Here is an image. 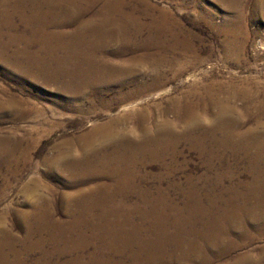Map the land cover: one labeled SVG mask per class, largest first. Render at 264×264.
Masks as SVG:
<instances>
[{
	"label": "rangeland",
	"instance_id": "rangeland-1",
	"mask_svg": "<svg viewBox=\"0 0 264 264\" xmlns=\"http://www.w3.org/2000/svg\"><path fill=\"white\" fill-rule=\"evenodd\" d=\"M30 1L0 0V142L6 144L16 159L8 167L4 163L7 155L0 153V242H4L0 247V264H76L79 255L84 257V264H94L93 254L102 257L99 252L104 247L101 239L91 242L88 231L86 248L71 251V239L80 245L85 237L79 239L78 231L71 239L55 236L64 231L65 224L80 217L81 205L76 198L80 192L100 184L111 185L114 181L103 176L84 186H75L81 178L75 175L83 172L84 166L71 171L65 162L86 151H96L99 159L109 154L114 157L119 147L114 143L106 144L108 139L104 134H120L126 127L131 138L137 139L141 121L138 116L131 118V114H147L148 125L153 127L155 120L165 113L180 133L186 126L175 108H181L183 101L180 99L188 96L189 103L195 106L194 118L200 121L194 134L198 137L203 135L202 128L207 126L205 121L211 115L210 109L203 105L210 91L222 97L229 95L231 86L259 87L264 91V0H120L124 10L136 17V21L127 26L129 47L125 50L123 41H114L107 48L96 50L94 60L104 58L108 66L114 68L126 67L141 58L142 69L132 74L131 81L124 86L118 80H108L83 91L71 89L67 77L53 81L43 72H32L31 55L54 66V58L63 53L59 51L52 56L38 40H32L29 45L16 40L19 34L31 35L32 27L24 20L25 15L31 16L33 12ZM103 2L96 3L85 18L102 8ZM166 15L169 30L155 24ZM77 28L72 23L52 26L49 31L61 34V42L68 45L74 43L75 34L81 35L83 48L88 52L93 50L86 47L91 43L90 33ZM163 29L168 36L165 42ZM171 32L187 38L194 52L182 56L180 51L172 50ZM158 37L162 38V44L153 43ZM233 40L235 44L228 47ZM162 59L167 60L162 63ZM159 63L157 73L153 65ZM183 66V72H179ZM139 81L148 86L142 93ZM234 102L242 107L243 97H237ZM251 111L245 130L254 127L257 119L264 115L255 107ZM235 115L245 116V113L238 111ZM95 129H101L99 135L93 133ZM86 136L93 140L83 139ZM218 138H223L221 133ZM200 148L189 140L180 139L176 153H167L164 161L142 158L143 161L132 169L133 187L150 188L153 197L166 198L168 208L177 206L184 217L193 215L197 220L202 218L201 214L193 211L192 204L187 206L188 193L195 188L200 191L203 209L211 219L220 217L228 207L225 200H236L239 195H243L244 206L254 207L251 200L255 192L243 186L252 181L254 154L241 150L234 155L218 148V156L210 160ZM62 151L70 152L67 160L60 153ZM222 176H225L224 184L218 186L217 181ZM139 200L138 195H134L127 205L140 203ZM171 210L172 220L175 214ZM94 212V215L100 214L99 210ZM138 215L134 219L140 224ZM235 219L233 217V221ZM44 223L50 227L41 232ZM262 228L264 220L248 227L249 236L242 239L236 227L229 234L231 242L222 241L216 246L213 264H264V234L259 235ZM31 231L33 233L29 234ZM166 249L170 255L175 245L169 244ZM129 256H116L114 262L123 260L132 264ZM172 264L183 263L176 260Z\"/></svg>",
	"mask_w": 264,
	"mask_h": 264
},
{
	"label": "bare ground",
	"instance_id": "bare-ground-1",
	"mask_svg": "<svg viewBox=\"0 0 264 264\" xmlns=\"http://www.w3.org/2000/svg\"><path fill=\"white\" fill-rule=\"evenodd\" d=\"M100 1H30V8L33 12H31V16L26 17L25 15L24 20L32 27L31 35L30 37H26L25 34L15 35L16 40L24 41L28 45L33 42L32 40H38L52 56L57 55L59 51L63 53L54 58V66H48L47 63L39 60L36 55H31L29 61L33 64V66L31 65L32 72H43L47 79L53 81L59 80L62 76L67 77L70 80L68 86L71 89L77 88L82 91L94 84L104 83L108 80H118L122 86L131 81V75L142 69L139 65L141 58L130 62L126 67L116 66L113 68L108 66V62L104 58L100 61L94 60V52L98 49L102 50L110 43L118 40L123 41V49H128L130 37L127 26L130 22H135L136 17L124 10V4L120 0H104L102 8L97 10L90 18H85L91 8ZM72 23L78 27V30L90 33L91 43H88L86 47H92L93 50L88 52L87 49L83 48L84 46L81 44L84 43V38L81 35L75 34L73 36L74 43L68 45L61 42V34L49 31L52 26L62 27ZM155 24L166 28V30L170 29L168 15L157 20ZM163 30V33L166 34L163 35L166 36L165 42L168 36L167 31ZM170 35L173 40L172 50L180 51L182 56L194 52L187 38H180V35L174 32H171ZM11 39L14 40L15 38ZM161 39V37L154 38L153 43L159 44ZM245 40H247V37ZM235 42L236 40H233L227 46L232 47ZM166 60L162 59L161 62L164 63ZM160 65V63L153 65L155 72L158 73ZM183 69L184 66L180 67L179 72H183ZM140 73H142V70ZM138 84L141 93L143 90L148 89L147 84L142 81H139ZM154 86L156 85L154 84ZM157 86H159V83ZM217 94L210 91L207 99L203 101V105L210 109L211 115L205 121L207 126L202 128L203 135L201 136H194L200 121L194 118L195 106L191 105L188 96H185L182 100L180 99V101H183L182 107L175 108L176 112L182 115L183 122H185L186 128L182 132L177 131L175 123L165 113L155 120L153 127L148 125L149 118L147 114H131V118L138 116L141 121L137 139L131 138V134L127 133L126 127H123L124 130L120 134H115V132H105L104 134L108 139L106 144L109 142L113 145L114 143L116 147H119V152L114 153V157L106 154V157L99 159L96 151H86L82 156L66 161V168L71 171L84 166L83 172L78 175L74 174L81 177H79L80 180H77L75 186H84L88 181L101 179L103 176L111 177L114 183L111 185L100 184L94 188L90 187L88 191L80 192L76 196L78 203L81 205L80 217L65 224L64 231H61L55 238L65 236L71 239L72 235L78 231L79 239L85 238L80 245L71 239V248L69 249L71 251L85 249L88 245L86 237L89 231L91 242L101 239L104 244L103 249L99 251L102 253L100 255L102 257L98 258L97 253L93 254L94 264H126L123 260L114 262V257H124L125 254L130 255L129 257L133 261L132 264H172L176 260H180L183 264H213L216 260V256L213 254L216 246L222 241L231 242L229 234H232L236 227L240 232V237L246 239L249 236L246 231L247 228L264 220V208H261V206H264V167L262 166V163H264V115L257 119L254 127L246 130L243 128L249 117L248 113L252 112L251 109L255 107L264 114V91L261 92L259 87L253 89L247 86H231L229 95L222 97ZM239 96L243 97L244 104L242 107H237L234 102ZM180 101H176L178 105ZM238 111L245 113V116H236L235 114ZM147 112L150 113V110L148 109ZM109 126H113V123ZM100 132L101 129L93 131L95 135H99ZM220 133L223 136L221 140L218 138ZM83 139L92 138L86 136ZM180 139L189 140L191 144L200 146V151L206 153L210 160L218 156L216 154L218 148L226 149L234 155L241 150L251 155L254 154L255 158L251 161L252 169L250 168L252 181H248L243 185L255 192L252 200L250 199L254 203V207L247 208L242 204L241 196L243 195L235 196L236 200H225L228 207L220 217L211 219L206 216L203 209L204 200L200 196V191L195 188L188 193L187 206L189 207L192 204L194 208L192 210L201 214L202 218L197 220L193 215L184 217L181 214V209L177 206L168 208L166 198L163 196L153 197L150 188H134L133 167H136V164L143 161L142 158L145 157L153 161H164L167 153H176ZM171 149L173 151H170ZM0 153L7 155L4 163L8 167L16 161L13 152L7 149L4 142H0ZM60 153L65 159H68L70 155L68 151ZM101 163L103 164L102 168L99 167ZM1 164L2 158L0 157ZM110 164L112 167H110ZM222 179L224 180L225 176L218 179V186H223L224 181ZM134 195H138L140 203L127 205V201ZM170 209L175 214L172 220L170 219ZM96 210H99L100 214L94 215ZM137 213L139 214L140 224H137L134 219ZM198 216L200 215L198 214ZM233 217H236V221H233ZM49 227V224L44 223L40 227V231L44 232ZM32 233V231L29 232V234ZM263 234L264 228L260 230L259 235ZM3 243L0 242V247L4 245ZM169 244L175 245V249L170 255L166 253ZM82 260H84V257L79 255L76 264H84Z\"/></svg>",
	"mask_w": 264,
	"mask_h": 264
}]
</instances>
